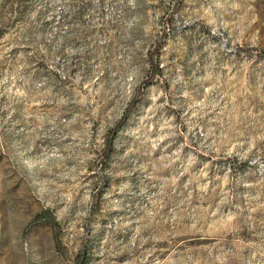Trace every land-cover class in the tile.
Wrapping results in <instances>:
<instances>
[{
  "label": "rangeland",
  "instance_id": "1",
  "mask_svg": "<svg viewBox=\"0 0 264 264\" xmlns=\"http://www.w3.org/2000/svg\"><path fill=\"white\" fill-rule=\"evenodd\" d=\"M0 264H264V0H0Z\"/></svg>",
  "mask_w": 264,
  "mask_h": 264
},
{
  "label": "trees",
  "instance_id": "2",
  "mask_svg": "<svg viewBox=\"0 0 264 264\" xmlns=\"http://www.w3.org/2000/svg\"><path fill=\"white\" fill-rule=\"evenodd\" d=\"M148 59H149L148 61H149L150 66H151L150 74H149V76L147 78L143 79L138 84V86L135 89V93H134L133 97L130 99V101L125 106L122 114L116 120V122L111 126V128L106 132L104 143H103V148L101 150V156L102 157H105L108 154V151H109L110 145H111L112 136L115 134V132L120 127V125L123 122V120L125 119V117H126L128 111H129L131 105L133 104V102L135 100L136 95L139 93L140 88L142 87L143 84L147 83L151 79L152 75L154 74V72L156 70V65H154L152 63L150 55H149ZM42 217H47V219L49 221V224H50V227H51V229L53 231V234L55 235V237H57V235H56V222H55L54 218L52 217L51 213L48 210H43V211H41L39 213V215H37V218H42Z\"/></svg>",
  "mask_w": 264,
  "mask_h": 264
}]
</instances>
